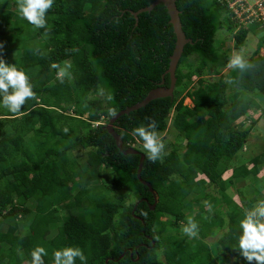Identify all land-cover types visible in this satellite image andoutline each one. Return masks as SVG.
Here are the masks:
<instances>
[{
  "label": "trees",
  "instance_id": "trees-1",
  "mask_svg": "<svg viewBox=\"0 0 264 264\" xmlns=\"http://www.w3.org/2000/svg\"><path fill=\"white\" fill-rule=\"evenodd\" d=\"M154 1L54 0L46 28L31 27L19 46L0 32V46H9L0 58L24 72L36 94L18 113L0 104V264H31L36 247L47 251L44 264H54L53 253L67 247L83 251L86 261L77 258L76 264H249L238 247L240 222L264 201L256 185L261 156L246 161L250 168L232 165L250 132L243 121L264 98V34L244 58L253 67L244 70L228 67L232 50L215 36L225 30L241 51L248 27L264 25H240L225 0H175L192 43L177 63L172 97L113 123L122 148L136 149L143 143L133 129L151 119L163 133L173 114L172 126L185 142L182 152L173 148L153 163L136 149L144 155L140 177L151 185L155 202L136 176L140 156L122 154L105 128L110 110L117 114L170 84L166 71L176 38L166 8L159 4L132 15ZM13 3L18 7L17 0H0V26L30 24L11 12ZM54 63L67 68L63 83ZM185 98L192 106L184 105ZM72 108L74 117L65 114ZM75 151L87 157L86 175L70 159ZM102 169L113 175L102 179ZM230 190L241 193L240 202ZM189 218L198 225L196 237L182 231ZM219 230L208 245L205 239Z\"/></svg>",
  "mask_w": 264,
  "mask_h": 264
},
{
  "label": "clouds",
  "instance_id": "clouds-1",
  "mask_svg": "<svg viewBox=\"0 0 264 264\" xmlns=\"http://www.w3.org/2000/svg\"><path fill=\"white\" fill-rule=\"evenodd\" d=\"M54 0H17L18 10L23 19H26L35 28H46V13L52 8ZM52 68L59 69L57 76L63 83V77L68 74L67 68H60L57 64H52ZM71 65H68L70 68ZM228 67L231 69L244 70L253 67L244 57L237 53L228 60ZM11 89V92L9 91ZM0 94L2 100L0 104L7 108L11 113L21 111L25 102L35 98V92L29 83L28 76L18 70L14 65L6 64L0 58ZM99 94L105 95L104 89H100ZM112 99L110 94L106 97ZM109 115H115L114 110L109 111ZM157 124L155 120H149L147 125H141L132 130V135L138 141L143 143V148L147 153V159L155 163L161 160L164 155L165 145L160 141L156 132ZM67 132V129H64ZM205 206L211 212L212 205L205 201ZM264 201H261L251 211L246 213L245 219L240 222L242 235L238 241L240 254L249 264L254 261L255 264H264ZM183 233L196 237L198 233V225L189 218L188 225L182 229ZM47 255V251L43 247H36L31 252V264H44L43 257ZM77 258L81 262L86 261L83 251L79 248L67 247L57 250L53 253L54 264H76Z\"/></svg>",
  "mask_w": 264,
  "mask_h": 264
},
{
  "label": "rangeland",
  "instance_id": "rangeland-1",
  "mask_svg": "<svg viewBox=\"0 0 264 264\" xmlns=\"http://www.w3.org/2000/svg\"><path fill=\"white\" fill-rule=\"evenodd\" d=\"M14 5H15L14 3L11 5L12 6L11 12H15L17 14H20L18 7L14 6ZM31 27H33V25L27 24L25 22L24 23L20 22L19 26L16 28L13 26V23H12L11 25L9 24L7 27H5L4 25L2 27L0 26V32H2V34H4L3 38H6V39L8 38V39H10V41L12 40L13 42H15L16 46H19L20 44H22L24 42L23 41L24 37H26L27 32L31 30ZM248 28L250 31L248 34L249 36L247 37L245 44L243 46V49L241 51H236L233 48L234 47L233 44H235V43L233 41L232 35L228 34L225 30H223V29L218 30L216 32L215 38H216V40L223 42L222 46L224 48H228L229 51H230V49L232 50V51H230L231 53L229 52L230 56H233L234 54L239 53L244 58H248L255 51V49L257 47V43H259L258 42L259 37H261L264 34L263 28L258 24L249 26ZM0 41H2V39ZM6 46L3 44L0 46V56L5 49H8L9 46L8 45H6ZM14 46H15V44H14ZM263 52H264L263 49H261V51H259V53L261 55L263 54ZM222 72L224 73V72H226V70L223 69V70H221V73ZM205 77L210 78V80L215 79L212 76L211 77L205 76ZM257 101L262 106L264 98H259V99H257ZM183 103H184V105L192 106V104L188 98H185ZM59 113H60V115H63V113H61V112H59ZM261 113H262V116L258 117V119H260V120L258 121V123H256L252 127L250 126L251 121H254L257 118L255 116V114H256L255 112H254V114H251V116L249 114V117L243 121L244 123H243L242 128L246 127V129H250V132H249V136L247 137V141L245 143V147H244L245 150L240 151L238 153V155L234 158L233 162H237V165H240L242 163H245L247 165L246 161L248 159H251V158L256 157L258 155H261V154H263V156L261 155L262 156L261 161H264V108H263ZM65 114L74 117L75 116L74 109L72 108L70 110H67L65 112ZM172 115L167 120V130L163 133L158 134L160 141L163 142L165 145L164 154L168 153L173 148H179V150L182 152L184 150V146H185V142L183 141L182 137L178 135L177 131L172 126ZM253 115H254V118H253ZM83 119H87V114H85L83 116ZM72 123L74 124V122H72ZM135 148L139 149L141 151H145V149L143 148V145H135ZM70 155L72 157V158L70 157V159L72 161L76 162V164H81V166L77 167V173L86 175V173H85L86 170H85L83 165L86 164V160H87L86 158L87 157L85 156L84 151H82V152L81 151H75L73 153L70 152ZM233 164H235V163H233ZM66 169H68V166L66 167ZM105 171L106 170H103V169L100 170V173L101 172H102V174L104 173L102 176V179L109 178V174L113 175L112 173H108ZM229 175H230L229 173L224 174L223 179H226L227 177H229ZM262 179H264V174L262 176ZM105 183H106L105 180H102V182H100V184H101L100 186L102 188H105L107 186ZM258 186L260 187V191H262L264 189V182L263 181L260 182L258 184ZM209 188L210 187H208V192L210 190ZM206 192H207V189H206ZM229 192L232 194V198L234 200H236L237 202H240L239 196L241 193H239V192L236 193L234 190H230ZM261 195L264 196V193ZM107 196H109V194H107ZM199 198H201V197H199ZM183 211L185 212L186 215H188L187 210L185 208L183 209ZM63 212L65 213V211H63ZM262 222H264V221H262ZM222 232H223V230L222 231L219 230L214 237H209V238L205 239V242L208 245H212L218 239V237L221 235ZM161 259L163 260V257H161ZM226 264H234V263L231 259Z\"/></svg>",
  "mask_w": 264,
  "mask_h": 264
},
{
  "label": "water",
  "instance_id": "water-1",
  "mask_svg": "<svg viewBox=\"0 0 264 264\" xmlns=\"http://www.w3.org/2000/svg\"><path fill=\"white\" fill-rule=\"evenodd\" d=\"M159 4H163L164 7L166 8L168 15H169V23L172 25L173 28V32L175 35V46H174V50L172 52V55L170 56V61H169V66L168 69L166 71V73H168L169 78H170V84L168 87H163V86H159L153 90H151L147 96L139 103L128 107L122 111H120L119 113L115 114L113 117L110 118V120L108 121L107 125H106V130L108 131V133L114 138L115 143L117 148L119 149V151L124 154V155H128V154H138L140 156V160H139V165H138V170H137V179L146 187H148L149 191L154 195V192L151 188V185L149 183H147L146 181L142 180L140 177V173H141V169H142V164L144 161V155L137 151L136 149H134L133 147L124 150L122 148V142L120 139V136L115 132L114 128H113V123L122 115H126L129 114L130 112L136 111L144 106H146L148 103H150L151 101L155 100V99H159V98H165V97H172L174 89H175V70H176V66L177 63L179 61V58L183 52V48L186 44H191V40L186 38L184 32L182 31V27H181V23H180V18H179V11L176 7L175 4V0H155L150 6L143 8L135 13H132V15L136 18L137 15L139 13L142 12H149L151 11L155 6L159 5ZM154 199L156 202V197L154 195ZM145 200V199H143ZM155 207V203L154 205L151 206V210H154ZM134 211H132L133 213ZM141 220V219H140ZM142 221V220H141ZM130 252V257L132 256V250L129 249ZM123 256V255H122ZM121 256V257H122ZM138 259V257L136 258V260Z\"/></svg>",
  "mask_w": 264,
  "mask_h": 264
},
{
  "label": "built area",
  "instance_id": "built-area-1",
  "mask_svg": "<svg viewBox=\"0 0 264 264\" xmlns=\"http://www.w3.org/2000/svg\"><path fill=\"white\" fill-rule=\"evenodd\" d=\"M229 15L238 20L240 25L248 26L253 23L264 25V0H225Z\"/></svg>",
  "mask_w": 264,
  "mask_h": 264
},
{
  "label": "crops",
  "instance_id": "crops-1",
  "mask_svg": "<svg viewBox=\"0 0 264 264\" xmlns=\"http://www.w3.org/2000/svg\"><path fill=\"white\" fill-rule=\"evenodd\" d=\"M261 49H263L264 50V47H262V48H260V50L259 51H261ZM264 53V52H263ZM259 103V102H258ZM259 105H260V108L258 109V110H256V111H250L249 112V114H250V116H251V114H254L253 112H255L256 114H255V116L256 117H259V116H262V110H263V108H264V101H263V104H262V106H261V104L259 103ZM253 118H254V115H253ZM257 119V118H256ZM260 119H257L256 120V123H258V121H259ZM246 128V127H245ZM245 147V146H244ZM243 147V149L242 150H245V148ZM262 156H263V154H261ZM260 155V156H261ZM262 156H261V160H262ZM248 161L250 162V159H248ZM248 162V163H249ZM235 163V162H234ZM247 163V166H248V168H250L251 166H252V164H248ZM264 161H261L260 162V164L259 165H261V170H260V172H259V174L257 175V178H256V185H258L260 182H264V179H262V176H263V174H264ZM232 166H238L237 165V163H235V164H233ZM230 174L231 175V170L229 169L225 174ZM230 175H229V177H230ZM262 193L261 194H263L264 193V189L261 191Z\"/></svg>",
  "mask_w": 264,
  "mask_h": 264
}]
</instances>
